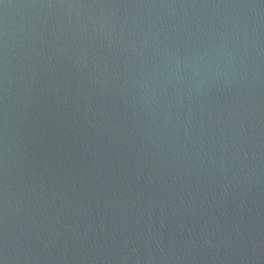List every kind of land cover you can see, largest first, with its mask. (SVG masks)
Returning <instances> with one entry per match:
<instances>
[{"label": "water", "instance_id": "water-1", "mask_svg": "<svg viewBox=\"0 0 264 264\" xmlns=\"http://www.w3.org/2000/svg\"><path fill=\"white\" fill-rule=\"evenodd\" d=\"M0 264H264V0H0Z\"/></svg>", "mask_w": 264, "mask_h": 264}]
</instances>
